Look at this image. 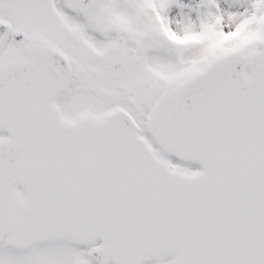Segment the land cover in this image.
<instances>
[{"label": "snow or ice", "instance_id": "snow-or-ice-1", "mask_svg": "<svg viewBox=\"0 0 264 264\" xmlns=\"http://www.w3.org/2000/svg\"><path fill=\"white\" fill-rule=\"evenodd\" d=\"M0 264H264V0H0Z\"/></svg>", "mask_w": 264, "mask_h": 264}]
</instances>
